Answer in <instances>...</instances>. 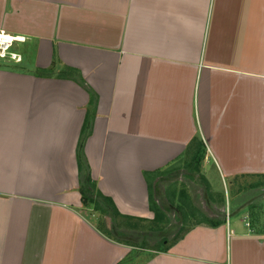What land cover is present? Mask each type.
<instances>
[{
  "label": "crops",
  "instance_id": "crops-1",
  "mask_svg": "<svg viewBox=\"0 0 264 264\" xmlns=\"http://www.w3.org/2000/svg\"><path fill=\"white\" fill-rule=\"evenodd\" d=\"M2 31L26 41L20 63L0 60V264H125L141 251L83 209L91 113V177L124 218L154 220V180L198 163L226 190L264 179V0H0ZM66 68L80 82L43 76ZM230 201L142 264H264V202Z\"/></svg>",
  "mask_w": 264,
  "mask_h": 264
},
{
  "label": "rangeland",
  "instance_id": "rangeland-1",
  "mask_svg": "<svg viewBox=\"0 0 264 264\" xmlns=\"http://www.w3.org/2000/svg\"><path fill=\"white\" fill-rule=\"evenodd\" d=\"M18 45L19 44H15V47ZM1 61L7 62L6 60ZM202 165V163H198L196 166H190L191 168L188 169L190 177H185L183 173H177L176 177H173L171 180L167 179L165 182L163 178H157V183H155L156 181L154 180L153 189H150V196L152 204L154 203L158 208H162V214L158 222H156V220L140 222L139 219H123L122 217H118L117 222L111 220V215L102 218L100 212L95 207L94 202L87 205L83 204V209H86L87 213L91 212V214H93L91 218L95 220L97 226L99 225L106 229V231L109 230V233L112 236L116 237L117 235V238H122L125 242L133 244L127 245L126 243L125 245L133 248L136 245L135 248L141 249L139 253H130L126 263L142 264L148 259V254L142 252V250L157 249L154 251H165L167 249L166 242L175 238V235L183 227L181 226V223L184 221L186 225L190 217H194L198 221L204 219L215 221L216 219L221 218V214L222 216H225L228 212L226 211V208L229 209L227 205L229 204V202H227L229 198L231 200V206L233 202L238 201H252L251 203L254 204L256 202H264V186H261L264 185V179H234L230 183L227 181L229 189L226 190L221 178L216 176V174L212 177L210 170V173L207 172V175L209 174L214 179L210 178V180H207L206 177H201L199 173L202 172ZM192 168L198 170V175L194 174L195 171H192ZM204 170L207 171L205 165ZM207 181H209L211 186L213 185L212 188L209 187ZM169 182H173L175 189H165V187L167 188L169 185L171 186V183ZM95 183L97 184V182ZM252 184L253 186L257 185L258 188L250 189L251 187L249 186ZM195 185L198 187H195ZM191 186H194V188L191 189ZM208 187L209 189H206ZM195 190H197L196 193ZM228 193L230 196L229 198L227 197ZM92 198L94 200H99L96 192ZM212 204H216L220 209H224L225 204L224 212H219L218 208L217 210L211 211L210 206ZM216 211H218L219 215ZM192 214H194V216H191ZM204 214L206 218L204 217ZM103 219H105V225H107L108 230L101 224ZM116 222L118 226L115 225ZM122 224H124L125 228L124 235L118 233L116 228H122ZM132 227H135L137 230H132ZM131 231H134V234H132Z\"/></svg>",
  "mask_w": 264,
  "mask_h": 264
},
{
  "label": "trees",
  "instance_id": "trees-1",
  "mask_svg": "<svg viewBox=\"0 0 264 264\" xmlns=\"http://www.w3.org/2000/svg\"><path fill=\"white\" fill-rule=\"evenodd\" d=\"M43 76L45 78H59V79H65V80H72V81H76V82H80V80H81L80 75L77 71L72 70V69H67V68L64 69L63 71L57 73V74L54 72V70L44 71ZM92 115H93V113L89 114L87 117L85 128L82 131L80 143H79L78 148H77V159H78V165H79V170H80L79 179H80V187H81L83 204L87 205V204L94 202L95 207L100 212V215L102 218H104L106 216L109 217L111 215V212H112L114 217L116 219H118V217H122V215L117 210L113 200L111 198L104 196L98 190L97 184L92 180L91 173H90V166H89L87 158L85 157V154H84L85 142L88 138L87 133L89 134V130L91 129V125H92V123L90 122V120H92ZM261 186H264V185H261ZM249 187H251L250 189L258 188L257 185L253 186V184L250 185ZM95 192L97 193L99 200H94L92 198ZM151 208L154 210V213H155L154 221L156 220V222H158L160 220V217L162 214L161 209L158 208L157 206H155L154 203L153 204L151 203ZM122 218L123 219H133V218H127V217L126 218L122 217ZM139 221L145 222V220H142V219H139ZM101 224H102V226H105L104 219H103V222ZM219 224L220 223L217 222V223L213 224V226H218ZM122 227H124V224H122ZM100 228L104 229L102 227H100ZM132 230H137V229L135 227H132ZM126 243L133 245L129 242H126ZM154 250H157V249H154Z\"/></svg>",
  "mask_w": 264,
  "mask_h": 264
},
{
  "label": "built area",
  "instance_id": "built-area-1",
  "mask_svg": "<svg viewBox=\"0 0 264 264\" xmlns=\"http://www.w3.org/2000/svg\"><path fill=\"white\" fill-rule=\"evenodd\" d=\"M25 41L24 37L9 35L3 31L0 32V59L20 63L22 58L14 48L15 44L24 43Z\"/></svg>",
  "mask_w": 264,
  "mask_h": 264
},
{
  "label": "water",
  "instance_id": "water-1",
  "mask_svg": "<svg viewBox=\"0 0 264 264\" xmlns=\"http://www.w3.org/2000/svg\"><path fill=\"white\" fill-rule=\"evenodd\" d=\"M112 215V219H114V216H113V214H111Z\"/></svg>",
  "mask_w": 264,
  "mask_h": 264
},
{
  "label": "flooded vegetation",
  "instance_id": "flooded-vegetation-1",
  "mask_svg": "<svg viewBox=\"0 0 264 264\" xmlns=\"http://www.w3.org/2000/svg\"><path fill=\"white\" fill-rule=\"evenodd\" d=\"M155 189V188H154ZM111 214H113L112 212H111Z\"/></svg>",
  "mask_w": 264,
  "mask_h": 264
}]
</instances>
